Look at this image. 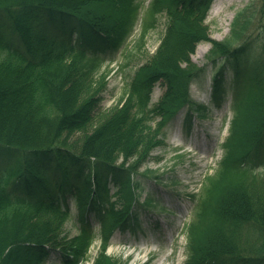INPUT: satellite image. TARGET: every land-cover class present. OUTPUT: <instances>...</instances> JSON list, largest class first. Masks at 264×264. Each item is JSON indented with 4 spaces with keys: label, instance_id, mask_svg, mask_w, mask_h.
I'll return each mask as SVG.
<instances>
[{
    "label": "trees",
    "instance_id": "trees-1",
    "mask_svg": "<svg viewBox=\"0 0 264 264\" xmlns=\"http://www.w3.org/2000/svg\"><path fill=\"white\" fill-rule=\"evenodd\" d=\"M210 1L150 2L144 32L165 11L163 42L136 70L125 105L92 129L105 87L95 76L104 54L134 28L135 0H0V29L11 35L0 36V264H47L58 248L62 264H79L95 239V222L103 239L93 264L126 263L105 250L113 230L129 226L152 202L151 193L140 201L134 175L149 173L140 165L164 142L156 117L168 119L185 105L188 113L206 110L189 90L206 68L190 53L209 38L203 20ZM261 10L264 23V1ZM96 43L89 54L81 50ZM248 43L214 41L209 60L242 58ZM249 65L236 66L231 81L224 66L213 74V102L231 87L237 108L225 156L198 197L185 264H264V175L255 172L264 162V59ZM158 80L166 92L151 104ZM69 194L77 196L80 230L66 241L61 233L75 209Z\"/></svg>",
    "mask_w": 264,
    "mask_h": 264
},
{
    "label": "rangeland",
    "instance_id": "rangeland-1",
    "mask_svg": "<svg viewBox=\"0 0 264 264\" xmlns=\"http://www.w3.org/2000/svg\"><path fill=\"white\" fill-rule=\"evenodd\" d=\"M260 3L261 0H214L206 20L210 26V34L217 39L230 37L231 22L237 11L250 5L254 10L251 13L254 15L251 18L253 24L250 31L255 35V31L261 24L260 11H258ZM164 21L162 17L156 28L147 35L146 43L141 41L140 46L137 26L126 41L127 48H133V50L128 52L127 49L122 48L112 62L107 61L104 65L103 69L108 71V74L107 87L103 92L104 97L101 103L102 113L124 101L134 70L147 60L148 54L155 49L163 35ZM210 48V42L207 41L197 45L192 57L198 65L207 61L206 55ZM253 51L255 54L257 48ZM159 87L158 85L154 89L155 98L163 93V89ZM192 90L197 101L209 102L211 89L206 79H203L202 84L194 83ZM233 111V106L229 102L221 109H214L204 117L193 118V127L189 132L185 127L184 111L178 112L166 123V143L155 149L149 161L143 166V168L157 170L161 178L167 181L177 179L174 183L169 182V192L160 190L156 195L164 201L165 208L164 210H160L158 206L155 208L153 211L155 215L149 225L153 226L152 223L159 217L163 226L160 230L155 229L152 232L135 233L128 229L116 230L109 246V253L121 255L124 258L130 257L129 264H182L186 260L188 257L186 233L185 229L181 230V227L185 228L192 218L195 202L185 193L190 189H195L194 192L198 191L206 173L213 171L217 160L221 157V142L228 133L227 119H223V116L227 113L230 117ZM160 119L161 115L157 120L160 121ZM142 180L145 182L146 189L160 188L155 186V179L151 176H143ZM168 199L170 202L167 201ZM72 200L74 202L76 199ZM169 209L172 213L168 212ZM75 219L76 217H73L66 222L63 235L69 237L77 233ZM98 243L99 240L92 246V256L98 252ZM148 258L149 260L146 261ZM56 259L57 255L54 257V260ZM90 263L91 260L83 264Z\"/></svg>",
    "mask_w": 264,
    "mask_h": 264
},
{
    "label": "bare ground",
    "instance_id": "bare-ground-1",
    "mask_svg": "<svg viewBox=\"0 0 264 264\" xmlns=\"http://www.w3.org/2000/svg\"><path fill=\"white\" fill-rule=\"evenodd\" d=\"M3 95V92L0 91V96Z\"/></svg>",
    "mask_w": 264,
    "mask_h": 264
}]
</instances>
